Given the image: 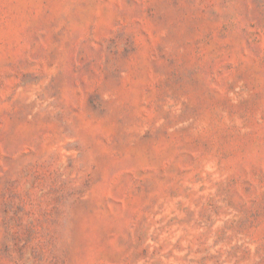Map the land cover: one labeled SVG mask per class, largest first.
Masks as SVG:
<instances>
[{
  "label": "rangeland",
  "instance_id": "obj_1",
  "mask_svg": "<svg viewBox=\"0 0 264 264\" xmlns=\"http://www.w3.org/2000/svg\"><path fill=\"white\" fill-rule=\"evenodd\" d=\"M0 264H264V0H0Z\"/></svg>",
  "mask_w": 264,
  "mask_h": 264
}]
</instances>
